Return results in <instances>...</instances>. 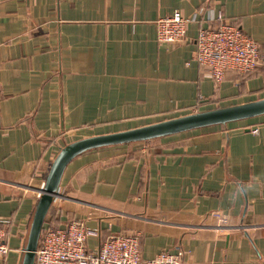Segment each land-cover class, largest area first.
Returning a JSON list of instances; mask_svg holds the SVG:
<instances>
[{"label": "crops", "instance_id": "1", "mask_svg": "<svg viewBox=\"0 0 264 264\" xmlns=\"http://www.w3.org/2000/svg\"><path fill=\"white\" fill-rule=\"evenodd\" d=\"M175 11L197 22L161 44L156 22ZM219 15L263 64L216 85L195 55ZM261 99L264 0H0V218L13 221L0 264H22L67 144ZM72 222L96 232L88 250L138 233L143 264H264V115L77 157L43 229Z\"/></svg>", "mask_w": 264, "mask_h": 264}, {"label": "built area", "instance_id": "2", "mask_svg": "<svg viewBox=\"0 0 264 264\" xmlns=\"http://www.w3.org/2000/svg\"><path fill=\"white\" fill-rule=\"evenodd\" d=\"M216 27L199 30L196 39V63L209 69L216 85L221 84L229 71L249 77L263 64L261 47L238 25L218 16L211 18ZM197 22V15L184 16L175 11L156 22L157 41L161 44H181L187 27ZM259 129H252L258 134ZM223 224L226 223L222 219ZM12 219L0 218V262L11 249L8 229ZM96 232L80 222H72L64 229L48 226L43 229L35 253V264H143L141 236L135 232L111 236L99 247L88 250L86 241Z\"/></svg>", "mask_w": 264, "mask_h": 264}, {"label": "water", "instance_id": "3", "mask_svg": "<svg viewBox=\"0 0 264 264\" xmlns=\"http://www.w3.org/2000/svg\"><path fill=\"white\" fill-rule=\"evenodd\" d=\"M264 115V99L162 121L136 129L83 138L61 148L40 190L31 220L22 264H35V253L46 217L59 196L61 181L68 165L88 152L139 144L193 130L248 120Z\"/></svg>", "mask_w": 264, "mask_h": 264}]
</instances>
